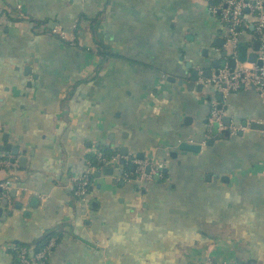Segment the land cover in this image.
I'll use <instances>...</instances> for the list:
<instances>
[{
  "label": "crops",
  "instance_id": "obj_1",
  "mask_svg": "<svg viewBox=\"0 0 264 264\" xmlns=\"http://www.w3.org/2000/svg\"><path fill=\"white\" fill-rule=\"evenodd\" d=\"M213 2L0 0V158L14 163L0 167L11 186L0 264L45 233L58 238L48 264H264V133L207 137L218 93L188 86L193 71L225 61ZM251 32L239 36L247 53ZM223 105L230 125L264 122L253 89ZM100 147H124L162 177L101 169L81 205L71 181Z\"/></svg>",
  "mask_w": 264,
  "mask_h": 264
},
{
  "label": "built area",
  "instance_id": "obj_2",
  "mask_svg": "<svg viewBox=\"0 0 264 264\" xmlns=\"http://www.w3.org/2000/svg\"><path fill=\"white\" fill-rule=\"evenodd\" d=\"M210 11L213 15L219 17V20L226 28L227 34L224 42V52L227 58H236L238 47L241 44L239 36L242 31L252 26L253 31L249 41L251 52L256 55V61L253 63H238L236 62L233 69L227 67L226 59L223 66L218 69V74L213 75L209 79L199 78L200 84L208 87L214 92L222 94V101L212 100L210 103V115L207 123V137L210 136L214 125L217 127L218 133L227 130L230 136H236L248 129V126H233L225 127L223 118L226 112L223 105V100L230 92L243 91L253 89L260 100L264 103V0H213ZM17 10H21V6L16 5ZM246 15L249 16L247 20ZM51 34L57 36L62 41L74 43V38H69L67 33L60 27H53ZM258 43V49L253 51L254 44ZM202 77V73H200ZM264 124V122H262ZM249 125V124H248ZM264 133V130H263ZM205 144V143H204ZM112 150V149H111ZM89 155H94L97 163L85 159L84 170L72 178V194L81 205H87V197L91 182V177L94 172H98L104 168H111L119 172V180L121 181H148L154 177H162V174L156 167L150 165L143 160H136L129 155L122 156L119 152L112 155L110 158H105L99 148L91 149ZM132 164L133 170H127L124 163ZM14 163L7 159L0 158V167H10ZM149 166V171L146 172V167ZM11 186L8 182H0V202L9 199ZM56 245V241L52 238L47 246L38 252L32 259L26 256V249H21L17 255L19 264H48L52 248ZM13 249V246L10 248ZM222 264H231L224 262Z\"/></svg>",
  "mask_w": 264,
  "mask_h": 264
},
{
  "label": "water",
  "instance_id": "obj_3",
  "mask_svg": "<svg viewBox=\"0 0 264 264\" xmlns=\"http://www.w3.org/2000/svg\"><path fill=\"white\" fill-rule=\"evenodd\" d=\"M249 29L251 31H253V27L250 26ZM258 49V43H255L254 44V47H253V51L254 50H257ZM247 50H248V47L246 45H240L238 47V50H237V56L236 58H227L226 57V52H222V58H227L226 59V64H227V67L230 68V69H233L236 62L238 63H244V62H248V63H253V62H257L258 65L261 64L260 61H256V55L253 53V52H250V53H247ZM224 62L223 63H220L219 60H216V61H213L212 63V67L215 69V72L212 73V71H209L207 70L205 73L202 74V77L201 75L198 73V71H193L190 76L188 77V86H189V90H193L194 88L197 90V91H202V89L204 88V86L200 83L196 84V82L199 80V78H204V79H209L211 78L213 75H217L218 74V69L223 66ZM222 94L221 93H218L217 94V99L218 101H222ZM223 125L225 127H228L230 125V118L228 116H225L223 118ZM242 126H248V128L252 131H259L261 134L263 133V130H264V124L262 123H257V122H253V123H250L249 125H247V123H243ZM217 126L214 125L213 127V130H212V134L213 136H216V135H220V137L223 139V140H228L230 138V135H229V132L227 130H223L221 131L220 133H218L217 131ZM242 133H239L238 136H241ZM3 141H5L3 139ZM214 143L213 139H210L206 145L208 146H212ZM10 145H6L5 146V149H8V150H11V151H14L15 154H17V149H13L11 147H9ZM0 149H2V147H0ZM179 149L181 151H186V152H192V153H199L201 151V146L200 145H190V144H182L180 145ZM120 154L122 156H125L127 155V149L126 148H121L120 149ZM142 156L143 155H139V159H142ZM134 169V166H132V170ZM149 171V166L146 167V172ZM112 173V169H105L104 170V174H111ZM100 173L99 172H96L95 173V177H99ZM1 204L3 206L7 205V201L6 200H2L1 201ZM1 212V210H0Z\"/></svg>",
  "mask_w": 264,
  "mask_h": 264
},
{
  "label": "trees",
  "instance_id": "obj_4",
  "mask_svg": "<svg viewBox=\"0 0 264 264\" xmlns=\"http://www.w3.org/2000/svg\"><path fill=\"white\" fill-rule=\"evenodd\" d=\"M103 154V156L105 158H110L112 155L116 154L118 151L116 150H111L109 148H103L100 147L99 148ZM87 159L92 161V163H94L95 165H99L94 157V155H88ZM125 168L127 170H131V166L127 165L126 162L124 163ZM56 236L55 234L52 233H45L40 239L36 240L33 244L27 245V244H21V243H17L13 245V249H8L9 254L12 255V257L14 258V263L15 264H19L18 259H17V255L18 253L21 251V249H26V256L30 259H32L33 257H35V255L40 252L41 250H43L47 244L49 243V241L54 238L56 243L58 242V238L54 237ZM54 248H52L53 251Z\"/></svg>",
  "mask_w": 264,
  "mask_h": 264
}]
</instances>
